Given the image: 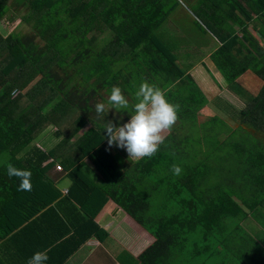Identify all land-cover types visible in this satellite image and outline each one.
Listing matches in <instances>:
<instances>
[{
	"label": "trees",
	"instance_id": "trees-1",
	"mask_svg": "<svg viewBox=\"0 0 264 264\" xmlns=\"http://www.w3.org/2000/svg\"><path fill=\"white\" fill-rule=\"evenodd\" d=\"M180 5L0 0V22L10 15L30 28L0 32V205L18 207L11 230L36 219L59 228L38 250L47 252V264H64L91 239L108 237L96 218L109 201L154 238L138 264H264V0L193 4L197 25L213 40L209 59L234 96H242L237 82L247 72L260 82L241 104L219 105L224 118L205 121L202 110L213 102L158 33ZM145 81L179 106L178 119L152 157L131 160L125 171L106 150L94 108L108 106L118 86L129 108L113 109L118 118L109 110L105 122L126 123ZM48 128L58 143L45 150L37 139ZM8 163L31 171V191L18 190ZM57 165L71 182L67 194L48 175Z\"/></svg>",
	"mask_w": 264,
	"mask_h": 264
},
{
	"label": "crops",
	"instance_id": "crops-1",
	"mask_svg": "<svg viewBox=\"0 0 264 264\" xmlns=\"http://www.w3.org/2000/svg\"><path fill=\"white\" fill-rule=\"evenodd\" d=\"M86 164L90 169L94 168L89 160H86ZM48 175L56 189L67 194L71 182H67L66 173L49 172ZM65 211L68 212L67 209ZM17 212L18 207L14 203L0 205V264H27L33 253L52 237L51 230L59 229L53 226L50 230L48 222H44L48 219H36L11 230L21 219ZM50 216L55 217L54 214H49ZM96 221L108 232V237L103 242L91 239L64 264H97L92 261L95 257L81 260L90 254L100 257V264H138L139 256L154 242V238L113 201L107 203ZM59 227L61 231H65L61 225ZM85 251H89V254ZM126 252L130 254L128 257L124 256Z\"/></svg>",
	"mask_w": 264,
	"mask_h": 264
},
{
	"label": "rangeland",
	"instance_id": "rangeland-1",
	"mask_svg": "<svg viewBox=\"0 0 264 264\" xmlns=\"http://www.w3.org/2000/svg\"><path fill=\"white\" fill-rule=\"evenodd\" d=\"M179 1L181 2V5L176 8L170 19L161 27L158 33L164 37L165 42L174 50V53L179 59V63L181 62L183 67L194 76L196 82L203 89L205 94H207L210 102H213V105L202 110V116L205 115L203 120L205 121L206 118L212 117L213 115L221 116V110L217 111V109H220L219 105L221 106V104H226L228 106H232L233 102L236 105L237 103L241 104L240 102L245 101L244 98H250L252 97L250 95H256L260 82L251 71L247 72L237 82L238 85L244 89L242 96H234L233 91L229 88V84L225 81L221 73L209 59V53L214 50L212 45L213 40L210 38L211 35L209 36L205 34L199 28L196 23L197 20L192 14V10L194 9L193 7L199 0ZM9 16L4 21L0 22L1 33L7 35L15 30L22 31L23 33L30 32V28L27 25L21 24L19 19H15L13 21L10 19L11 17L9 18ZM189 52L192 54L191 59H187ZM202 63H205V65ZM114 111L113 109H110V113L118 118ZM223 114L228 116L229 119H233L232 112L228 111L229 115L225 113ZM121 124H123V122H121ZM53 130L54 129L52 128H48L37 139V144L41 148L50 150L58 143V139L54 136ZM169 133V131L164 133L165 137ZM111 149L113 152L115 151V154L118 156L124 170H129L132 162L129 160L127 152L124 149L117 147H112ZM56 172L61 171L55 168L50 171V174ZM86 173L96 180L97 175L93 172V169H88ZM66 180L70 183L69 179ZM258 212H255L256 216L261 215V212ZM249 221L250 220L246 221L245 224H248ZM85 252L89 254V251ZM129 255V252H126L124 256L128 257ZM93 257L95 258L92 261L100 264L101 258L96 255H86L81 260L86 261Z\"/></svg>",
	"mask_w": 264,
	"mask_h": 264
},
{
	"label": "clouds",
	"instance_id": "clouds-1",
	"mask_svg": "<svg viewBox=\"0 0 264 264\" xmlns=\"http://www.w3.org/2000/svg\"><path fill=\"white\" fill-rule=\"evenodd\" d=\"M136 103L132 106L130 119L123 124L111 120L105 122L110 109L125 112L129 108V100L118 86L110 89L107 105L103 102L95 104V116L104 122L108 149L117 147L124 149L129 160L152 157L165 142L164 133L171 130L178 119V105L171 104L158 86L142 82L135 92ZM171 171L179 176L182 168L173 164ZM7 174L19 180V191H31L32 173L28 169H20L7 164ZM49 257L46 251H37L28 259L27 264H46Z\"/></svg>",
	"mask_w": 264,
	"mask_h": 264
},
{
	"label": "built area",
	"instance_id": "built-area-1",
	"mask_svg": "<svg viewBox=\"0 0 264 264\" xmlns=\"http://www.w3.org/2000/svg\"><path fill=\"white\" fill-rule=\"evenodd\" d=\"M55 168H56L57 170L61 171V172H63V171H64V169H63V168H61V167H60V166H58V165H57Z\"/></svg>",
	"mask_w": 264,
	"mask_h": 264
}]
</instances>
